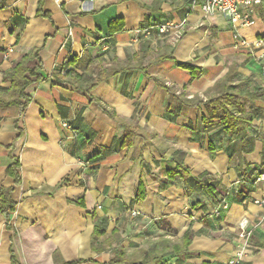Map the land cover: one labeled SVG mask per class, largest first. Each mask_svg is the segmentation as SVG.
Wrapping results in <instances>:
<instances>
[{"label": "crops", "instance_id": "crops-1", "mask_svg": "<svg viewBox=\"0 0 264 264\" xmlns=\"http://www.w3.org/2000/svg\"><path fill=\"white\" fill-rule=\"evenodd\" d=\"M39 2L0 0L2 97L22 58L37 51L43 65L24 113L0 107V193L14 185L15 158L21 177L9 226L0 210V264H116V249L117 264H228L239 250L240 264H264V59L233 48L236 30L203 12L207 0H42L48 17ZM253 17L237 29L250 42L264 38V4ZM116 20L123 28L111 34ZM168 22L184 23L179 40L137 35ZM61 67L85 80L56 84ZM99 74L111 76L89 95L77 88ZM230 77L251 120L235 138L204 121ZM124 124L140 134L121 148ZM178 164L198 180L191 194L167 181Z\"/></svg>", "mask_w": 264, "mask_h": 264}, {"label": "trees", "instance_id": "trees-1", "mask_svg": "<svg viewBox=\"0 0 264 264\" xmlns=\"http://www.w3.org/2000/svg\"><path fill=\"white\" fill-rule=\"evenodd\" d=\"M38 15L48 17L46 13L43 12L42 9V0L39 2ZM123 22L122 20H116L110 24V32L114 34L122 30ZM30 62H35L34 67H29ZM186 68H190L187 65H182ZM43 65L42 61L38 55V52H34L30 56H25L22 58L20 63L15 66L12 70L4 73V82L11 83V88L9 91L10 98L4 99L1 95L2 89L0 88V107H16L20 109L22 113L25 112L28 105L31 102V97L26 93L27 88L41 80L43 77L39 74V71L42 70ZM72 73L64 67L58 68L53 72L52 76L54 78V82L56 84L70 82L67 80ZM111 75L103 76V74H99L96 81L84 87H77L80 91L88 94L102 81L107 80ZM71 78L74 80H85L78 75H72ZM231 77L226 79L223 82V90L220 95L216 98H213L208 101L207 106L210 111V119H204L205 123H214L217 126H225L226 131L232 137H238L241 135L242 131L246 129L247 126L251 124V120L247 121L243 119L240 115L245 112V106L243 103L242 97L235 91L236 87L231 83ZM74 84V83H73ZM262 98H264V92H262ZM91 101H94L92 97H90ZM106 110V109H105ZM108 115L115 119L113 113L108 112ZM258 114L264 115V108L258 107L256 109ZM257 116V115H255ZM124 134L120 143V147H130L133 144L134 137L140 134V131L137 128H133L128 125H123ZM20 168V162L18 158H15L14 164L7 169V175L12 177L14 180V185L11 188H3L0 193V210L2 214L6 217L8 226L11 215L15 212L16 203L12 200V192L15 188L21 183V177L18 172ZM208 181L211 183L207 184V191L210 194L215 193V185H218L219 182L216 178H213L209 175H206ZM181 181L186 188L188 194H191L193 186L192 183H198V180L191 175L189 169H187L182 164H178L177 167L168 173L167 181L172 183L174 181ZM145 198V191L143 189L142 183L139 186V192L137 199L141 200ZM97 234V230H96ZM191 233H187L184 237V246L189 244V238ZM125 261V254L122 250L116 249L114 250V256L112 258V263H119ZM82 260H77L73 262H58V264H81ZM132 264H141V263H132Z\"/></svg>", "mask_w": 264, "mask_h": 264}, {"label": "built area", "instance_id": "built-area-1", "mask_svg": "<svg viewBox=\"0 0 264 264\" xmlns=\"http://www.w3.org/2000/svg\"><path fill=\"white\" fill-rule=\"evenodd\" d=\"M264 0H207L202 9L206 15H213L215 13L223 15L227 18L236 30L233 33V48L237 51H248V53L256 59H264V38L257 39L253 42L248 41L242 37L237 29L243 27H252L255 25V19L253 17L254 10L263 5ZM184 23L176 24L174 22H168L164 24H152L143 27L137 31V35L150 37L153 33L157 32L160 35H170L173 40H179L184 33ZM264 76V69L262 71ZM65 129H70L68 122H63ZM258 181H264V175H262ZM218 214V211H215ZM132 216H136V212H131ZM245 223V222H244ZM242 223V229L245 230V224ZM242 237L248 238L250 233H242ZM243 250H239L229 260L228 264H240L244 257Z\"/></svg>", "mask_w": 264, "mask_h": 264}]
</instances>
